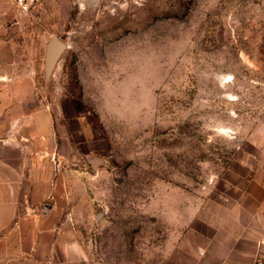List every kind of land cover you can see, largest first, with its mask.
Wrapping results in <instances>:
<instances>
[{"label": "rangeland", "instance_id": "1", "mask_svg": "<svg viewBox=\"0 0 264 264\" xmlns=\"http://www.w3.org/2000/svg\"><path fill=\"white\" fill-rule=\"evenodd\" d=\"M7 28L0 122L52 123L37 198L92 260L264 258V0H48Z\"/></svg>", "mask_w": 264, "mask_h": 264}, {"label": "crops", "instance_id": "2", "mask_svg": "<svg viewBox=\"0 0 264 264\" xmlns=\"http://www.w3.org/2000/svg\"><path fill=\"white\" fill-rule=\"evenodd\" d=\"M14 8L10 0H0V34L8 31ZM3 113L4 120L0 122V264H99L90 258L66 221L61 222L52 215L56 206L37 198V176L44 167V141L53 132L52 123L45 122L41 126L37 121L30 122L28 115L12 120L9 116L12 107H5ZM41 118L48 117L45 114Z\"/></svg>", "mask_w": 264, "mask_h": 264}, {"label": "water", "instance_id": "3", "mask_svg": "<svg viewBox=\"0 0 264 264\" xmlns=\"http://www.w3.org/2000/svg\"><path fill=\"white\" fill-rule=\"evenodd\" d=\"M66 48V44L57 38H52L48 43L45 54V80L47 83L50 81L55 67Z\"/></svg>", "mask_w": 264, "mask_h": 264}, {"label": "built area", "instance_id": "4", "mask_svg": "<svg viewBox=\"0 0 264 264\" xmlns=\"http://www.w3.org/2000/svg\"><path fill=\"white\" fill-rule=\"evenodd\" d=\"M19 14L23 16H32L41 13L48 0H10ZM255 264H264V258L255 262Z\"/></svg>", "mask_w": 264, "mask_h": 264}]
</instances>
